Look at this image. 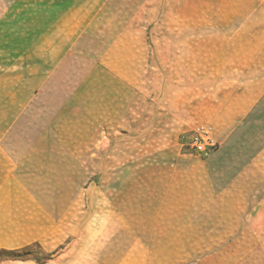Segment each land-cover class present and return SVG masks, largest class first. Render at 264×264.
<instances>
[{
	"label": "crops",
	"instance_id": "crops-1",
	"mask_svg": "<svg viewBox=\"0 0 264 264\" xmlns=\"http://www.w3.org/2000/svg\"><path fill=\"white\" fill-rule=\"evenodd\" d=\"M151 1L0 0V264H264V0L215 27L226 48L191 121L217 147L127 164L170 58L135 20Z\"/></svg>",
	"mask_w": 264,
	"mask_h": 264
},
{
	"label": "rangeland",
	"instance_id": "rangeland-1",
	"mask_svg": "<svg viewBox=\"0 0 264 264\" xmlns=\"http://www.w3.org/2000/svg\"><path fill=\"white\" fill-rule=\"evenodd\" d=\"M244 2L245 0H152L148 5V7L151 5V10L143 5L142 12L136 13V21L139 20L142 24H157V28L154 27L152 30L149 29L152 26L147 24L144 33H147L151 40L157 39L159 54L167 53L170 58L168 61L158 62L159 70L156 77L147 78L146 84L152 85L153 88L155 86L158 91V94H148L147 100L158 103L149 104V108L145 109L146 113L143 111L141 121L139 120L141 126L135 125V134L126 136L127 164H131L128 160H133V156L140 154L142 155L140 159L146 164L155 152L169 148L182 151L192 149L187 145L186 139L197 123L191 121L195 119L197 94L204 83L206 88L213 84V68L221 64L220 61L214 60L226 48L221 44L224 39H219L220 30L215 27L221 22L239 21L242 14L236 11L241 10ZM214 10L222 14H215ZM186 23L194 30L177 29V25ZM176 43L180 45H174ZM199 47L205 50L206 58H201L202 61L196 53ZM179 53L190 55L184 62L176 61ZM175 90L182 96L178 108L182 110L184 116L181 120L182 125L175 135H169V96ZM80 133L81 129L79 136ZM95 135L96 141L101 139V128ZM133 139L135 141H132ZM96 141L95 145L98 142Z\"/></svg>",
	"mask_w": 264,
	"mask_h": 264
},
{
	"label": "built area",
	"instance_id": "built-area-1",
	"mask_svg": "<svg viewBox=\"0 0 264 264\" xmlns=\"http://www.w3.org/2000/svg\"><path fill=\"white\" fill-rule=\"evenodd\" d=\"M187 145L193 150L206 155L217 147L213 136V127L209 124L196 125L186 139Z\"/></svg>",
	"mask_w": 264,
	"mask_h": 264
}]
</instances>
